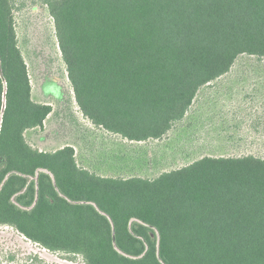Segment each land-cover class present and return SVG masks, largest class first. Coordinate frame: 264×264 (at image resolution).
Listing matches in <instances>:
<instances>
[{
    "label": "trees",
    "instance_id": "trees-1",
    "mask_svg": "<svg viewBox=\"0 0 264 264\" xmlns=\"http://www.w3.org/2000/svg\"><path fill=\"white\" fill-rule=\"evenodd\" d=\"M77 100L98 126L160 138L240 55L264 58V0H45ZM16 0H0V223L88 264H264V158L205 156L154 180L82 168L27 140Z\"/></svg>",
    "mask_w": 264,
    "mask_h": 264
},
{
    "label": "rangeland",
    "instance_id": "rangeland-1",
    "mask_svg": "<svg viewBox=\"0 0 264 264\" xmlns=\"http://www.w3.org/2000/svg\"><path fill=\"white\" fill-rule=\"evenodd\" d=\"M13 14L32 98L52 106L43 127L26 131L34 148L71 145L82 168L125 179L154 180L205 156L264 158V58L240 55L228 73L200 88L186 115L166 134L130 140L84 114L45 0H16ZM0 264L88 263L82 253L51 250L15 225L0 223Z\"/></svg>",
    "mask_w": 264,
    "mask_h": 264
},
{
    "label": "crops",
    "instance_id": "crops-1",
    "mask_svg": "<svg viewBox=\"0 0 264 264\" xmlns=\"http://www.w3.org/2000/svg\"><path fill=\"white\" fill-rule=\"evenodd\" d=\"M116 134H118V133H116ZM25 136H26V133H25ZM123 136V135H122ZM124 137V136H123ZM26 138H27V136H26ZM126 138V137H125ZM64 147V146H63ZM62 148V147H61ZM41 150V149H40ZM41 151H43V150H41ZM55 151V150H54Z\"/></svg>",
    "mask_w": 264,
    "mask_h": 264
}]
</instances>
